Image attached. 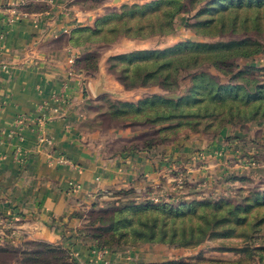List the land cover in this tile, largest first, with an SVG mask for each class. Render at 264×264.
Returning <instances> with one entry per match:
<instances>
[{
  "label": "rangeland",
  "instance_id": "374dc122",
  "mask_svg": "<svg viewBox=\"0 0 264 264\" xmlns=\"http://www.w3.org/2000/svg\"><path fill=\"white\" fill-rule=\"evenodd\" d=\"M90 2L103 7L101 0ZM105 10L92 35L99 48L79 66L94 75L103 54L111 53L110 74L140 95L139 99L133 96L135 100L109 94L99 98L98 121L92 120L91 128L98 125L108 151L192 135L212 139L227 129L229 143L241 139L236 148L240 154L225 158L224 166H242L235 167L240 170L232 171L225 186L218 180L210 191L174 169L172 177L163 178L159 185L99 194L86 211L85 229L116 221L121 226L116 232L98 230L102 242L112 247L143 245L154 236L171 247L188 248L187 255L181 253L183 257L164 264L254 260L264 264V0H129ZM197 43L214 44L222 52L217 56L205 51L207 47L197 48ZM133 52L131 58H118ZM159 61L165 64L162 70L157 67ZM147 79L146 86L127 87ZM218 88L228 97L223 102L203 99L205 94L216 95ZM173 100L179 101L176 108ZM231 106L237 112L233 122L227 121L228 113L213 116L216 111L229 112ZM162 110L167 117L161 115ZM162 126L164 133H158ZM188 202L196 207L186 206ZM203 209L208 211L206 218ZM207 219L212 221L208 232L213 234L206 240L198 242L203 236L200 231L182 233L184 227ZM183 239L189 244L180 243ZM30 250V255L22 257L25 264H67V254L55 246L42 243ZM16 252L1 247L0 264L11 261Z\"/></svg>",
  "mask_w": 264,
  "mask_h": 264
},
{
  "label": "crops",
  "instance_id": "0c3cea01",
  "mask_svg": "<svg viewBox=\"0 0 264 264\" xmlns=\"http://www.w3.org/2000/svg\"><path fill=\"white\" fill-rule=\"evenodd\" d=\"M90 1L0 0V248L17 250L5 264H25L22 257L42 243L64 250L67 264L178 260L188 248L165 243L97 247L85 229L86 211L99 194L159 185L174 169L205 189L218 180L225 186L232 171L240 170L238 160L224 166L225 158L240 154L241 139L229 143L227 129L212 139L192 135L150 148L108 151L98 125L91 128L98 121L99 98L140 95L110 74L111 53L103 54L94 75L79 64L99 48L92 32L106 13L102 8L129 0H101L102 8ZM71 56L77 60L73 75ZM22 115L27 119L19 122ZM40 134L52 143L41 142ZM51 151L71 162L51 163ZM71 182L81 187L73 190Z\"/></svg>",
  "mask_w": 264,
  "mask_h": 264
},
{
  "label": "trees",
  "instance_id": "16d2710c",
  "mask_svg": "<svg viewBox=\"0 0 264 264\" xmlns=\"http://www.w3.org/2000/svg\"><path fill=\"white\" fill-rule=\"evenodd\" d=\"M96 32V29H94L93 30V34ZM196 45V47L197 48H199V47H202V50L205 48V47H207V49L205 50V51H209V52H214V53H216L217 54V56H220V54H221V52L222 51H220L217 47H216V45H215V47L213 46L214 44H204V43H197V44H195ZM227 45H232V43H229V44H227ZM177 47V46H176ZM176 50H178V48H173V51H176ZM148 52H153V51H148ZM155 53L156 52H158V51H154ZM139 53H142L141 51H138L137 52V54H139ZM132 54H136V53H124V54H121V55H119L118 56V58L119 59H124V58H131V56H132ZM159 58V57H158ZM164 66H165V64H162V62L161 61H159V64H158V66L157 67H159V70H162L163 68H164ZM139 69H142L141 68V65H140V67H139ZM154 73H151V76L153 75ZM201 75V77H203L205 74H200ZM150 81L147 79V81H143L141 84H133V85H127V87H132V86H136V85H142V86H146V84L145 83H149ZM215 93H216V95H214V96H208V94H205L204 95V98L203 99H205V100H208V99H211V100H215V101H218V102H223V100H225V99H227L228 97L226 96V94H224V92H222L221 90H219V88L215 91ZM210 95H212V94H210ZM202 99V100H203ZM179 105V101H177V100H173V107L174 108H176V106H178ZM235 106H231L230 107V111L229 112H222V111H216V112H213V116H215V117H217V116H220V115H225V113H228V115H230V116H228L227 117V121L228 122H233V116L234 115H236V110L235 111H233ZM176 111V110H175ZM160 112V111H159ZM166 113L167 112H163V110L161 111V115L163 116V117H167L166 116ZM176 113V112H175ZM180 113H184L183 111H182V109L180 110ZM172 115V113H170V114H168V118H169V116H171ZM237 124H239V122H235L234 123V125H237ZM159 129V130H158ZM157 130H158V133L160 132V133H164V131H165V127L164 126H162V127H160V128H158ZM165 141L164 140H156L155 142H150V143H147L145 146H143V147H133V148H131L132 150H134V149H141V148H150V147H153V146H157V145H159L160 143H164ZM133 190V189H132ZM194 202H188L187 203V205L186 206H191L192 207V209H194L195 207H196V205L195 204H193ZM166 206L168 205V204H165ZM183 206V205H182ZM186 206H183V207H186ZM178 210V211H180L181 210V207H178V208H175V207H173V210ZM202 212L204 213V215H203V218H206L207 217V215H208V211L206 210V209H203L202 210ZM223 221L221 220V221H216V223L215 224H217L218 223V225H220L221 223H222ZM212 225V221H210V220H208L207 219V221H201V222H199L198 224L196 223V224H192L191 226V228H189V229H187V228H185L184 227V229H183V232L182 233H186V231H188L189 232V234L190 235H195V233L196 232H202L203 233V236L201 237V238H199V240H198V242H201V241H204V240H206L208 237H210V236H212V234L213 233H211V232H208V229H209V227ZM94 226L95 227H93V228H90V229H87V231L88 232H90V234L91 235H93V237H95V239L97 240V247H99V248H112V246H110V245H108V244H106V243H103L102 242V238L99 236V234H98V230H103V231H112V232H116V230L119 228V227H121V226H119V224H118V222H116V221H114V222H106V223H102V224H97V223H94ZM135 229V231H138V230H136V228H134ZM153 231V230H152ZM178 231V229H177V227H176V225L174 224V226H173V232L175 233V232H177ZM163 238H155L154 236H151V237H148V239L147 240H144L145 242L144 243H163ZM176 242V241H175ZM180 243H186V244H189V241H187V240H185V239H183V241L181 242L180 241ZM179 244V243H178ZM181 245V244H180ZM176 247V246H175ZM252 255H258L257 253H253ZM67 258V257H66ZM249 263H251L250 261L249 262H247V263H244V264H249ZM238 264V263H237Z\"/></svg>",
  "mask_w": 264,
  "mask_h": 264
},
{
  "label": "built area",
  "instance_id": "2783aa9c",
  "mask_svg": "<svg viewBox=\"0 0 264 264\" xmlns=\"http://www.w3.org/2000/svg\"><path fill=\"white\" fill-rule=\"evenodd\" d=\"M14 12L15 13L17 12V14L19 13L18 10H14ZM13 19H14V17L12 18V20ZM69 63L71 65L70 73H71V75H73L76 72V69H75L76 59H75V57L71 56L70 59H69ZM56 98L60 99V97H58V96H56ZM25 119H27V117L22 115L19 118V122H23ZM43 121H45L44 118H43V120H40V123L42 124ZM39 140L41 142H43V143H48V144L52 143V140L47 138L44 134H40ZM48 158H49V161L51 163L58 162V163H61V164H66V163H70L71 162V160L68 157H66L65 155L57 154V152H54V151H51V152L48 153ZM70 187L73 190H78L81 187V184L76 183V182H71Z\"/></svg>",
  "mask_w": 264,
  "mask_h": 264
}]
</instances>
